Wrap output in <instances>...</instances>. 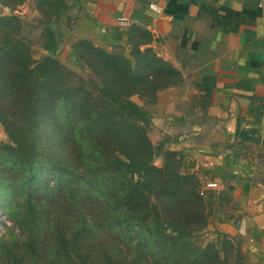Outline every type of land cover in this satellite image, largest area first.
<instances>
[{"label": "trees", "instance_id": "1", "mask_svg": "<svg viewBox=\"0 0 264 264\" xmlns=\"http://www.w3.org/2000/svg\"><path fill=\"white\" fill-rule=\"evenodd\" d=\"M48 22L0 17V123L8 134L0 142V208L21 230L7 229L0 264H237L230 241L220 251L190 240L207 225L213 195L184 154L168 148L171 137L148 135L145 105L178 71L136 44L127 55L75 42L69 54L84 75L53 53L35 58L33 45L50 38L40 29ZM51 133L61 153L43 149ZM45 172L57 182L33 197V180ZM9 190L22 204L7 201Z\"/></svg>", "mask_w": 264, "mask_h": 264}, {"label": "crops", "instance_id": "2", "mask_svg": "<svg viewBox=\"0 0 264 264\" xmlns=\"http://www.w3.org/2000/svg\"><path fill=\"white\" fill-rule=\"evenodd\" d=\"M28 11L49 21L43 49L54 31L73 39L67 54L77 41L136 44L178 71L152 106L161 138L212 193L206 226L237 264H264V0H0V17Z\"/></svg>", "mask_w": 264, "mask_h": 264}, {"label": "rangeland", "instance_id": "3", "mask_svg": "<svg viewBox=\"0 0 264 264\" xmlns=\"http://www.w3.org/2000/svg\"><path fill=\"white\" fill-rule=\"evenodd\" d=\"M56 6V4H54V7ZM54 7L52 6L50 9H54ZM27 17H25L23 20L26 21V22H33L34 20H36L34 17H31V14L30 12L28 11L27 12ZM56 31H54L53 35V44L56 43V45L51 46L50 49L46 50V49H43V47H41V43L39 44H34L33 45V56L35 58H39L41 57L43 54H51L53 53V55L55 57H57L61 62H63L67 67L73 69L74 71H77L79 72L80 74H85L84 70L79 66L78 63H76L75 61V58H76V55L70 53V54H67L68 53V50L67 49H63L61 48L62 44L63 43H67L65 42L64 40L65 39H70L68 42H71L73 41V39L70 37H65V34L64 33H57ZM31 39H33L35 36V33H33L31 36ZM60 39V40H59ZM83 45H79V47H76L78 49V52L80 55H82V52H83V48H82ZM75 49H73L74 51ZM70 52V51H69ZM125 54L129 55V51H124ZM82 60H85L86 61V57L85 56H82ZM132 98L139 102L140 104H143V101L141 100V98L137 95H133ZM149 101V99L147 100ZM149 105H147L146 103V107L148 108V111L149 113L151 114V118H150V121H151V124H150V127L148 128V135L150 137V139L154 142L156 141H159V140H162V139H165V137L161 138L162 136V131L159 124L158 123H155V121L157 119H154L155 118V111L153 112V104H151L150 102H148ZM152 114L154 116H152ZM154 127V128H153ZM47 129V128H46ZM8 141V134L5 130V128L2 126V124L0 123V142H7ZM44 147L47 148V152H50V153H61L60 152V145L58 147V142H57V135H54V133L50 136L45 137L44 139V143H43V149ZM57 149V150H56ZM185 156V155H184ZM1 158V157H0ZM186 160H188L186 157H184ZM1 160V159H0ZM164 163V160L161 156H158L156 159H155V164L156 165H162ZM175 164V161L173 163V166ZM189 172L191 173L192 171L190 170L189 168ZM46 173V176L45 174H39L37 176H35V179L33 180L34 181V187L36 189V194L35 193H31V195L33 197H38V193L41 191L39 190L40 188H44L45 186L47 187H52V185H54L55 182H57V178L53 177L51 174H49L48 172H45ZM195 174V172H192ZM196 175V174H195ZM198 182L200 183L201 185V181L198 177ZM202 186V185H201ZM203 187V186H202ZM11 192V190H9ZM8 191V192H9ZM22 191V196H26L27 193H28V188L25 190L24 187L23 189H21ZM13 193L11 192L10 194V197L11 198H6L7 201L9 202L10 200L13 202V204H16V205H20L22 204V201L21 200H18L17 198H14V196L12 195ZM52 195V192L49 196ZM203 195V194H202ZM2 195L0 194V197ZM52 197V196H51ZM18 200V201H17ZM17 201V202H16ZM19 210L22 211L23 210V207H19ZM9 228H13L15 229L14 233L15 234H19L21 232V230L16 226L14 225V222L12 219H10L9 217H7V215L3 212V210L0 208V241L1 240H4L7 238V229ZM114 240H116L117 242H119L120 244H123V245H127L125 243H123L121 240H118V237H112ZM222 237L221 235H218V233L214 232V231H211V229L209 228V226H205L203 229L201 230H198V231H194L190 234V240L197 246H200V247H206L207 245L209 244H213V246L217 247L220 249V251L224 248H226L222 243ZM122 245V246H123ZM230 245L232 246V243H230ZM93 246L96 247L97 244H94L93 243ZM233 247V246H232ZM231 247V248H232ZM95 250V249H93ZM227 252H228V258H230L231 260V255L233 253V250H228L226 248ZM147 256H149L150 258L153 256V254L151 253V251L149 250L147 253H146ZM232 262V260H231Z\"/></svg>", "mask_w": 264, "mask_h": 264}, {"label": "built area", "instance_id": "4", "mask_svg": "<svg viewBox=\"0 0 264 264\" xmlns=\"http://www.w3.org/2000/svg\"><path fill=\"white\" fill-rule=\"evenodd\" d=\"M202 193V192H201Z\"/></svg>", "mask_w": 264, "mask_h": 264}]
</instances>
